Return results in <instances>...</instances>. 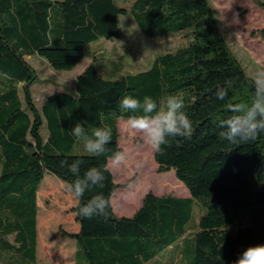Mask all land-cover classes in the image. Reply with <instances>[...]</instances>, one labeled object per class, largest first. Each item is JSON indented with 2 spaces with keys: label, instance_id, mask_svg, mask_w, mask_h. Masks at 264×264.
<instances>
[{
  "label": "trees",
  "instance_id": "16d2710c",
  "mask_svg": "<svg viewBox=\"0 0 264 264\" xmlns=\"http://www.w3.org/2000/svg\"><path fill=\"white\" fill-rule=\"evenodd\" d=\"M123 15L146 36L166 39L167 48L147 69L114 78L118 63L103 60L98 67L100 52L92 44L119 38ZM30 55L56 71L91 61L70 85L54 83L43 96L38 88L46 80ZM250 76L210 0H0V264H37V192L45 172L68 184L75 177L62 160H81L83 175L122 150L118 120L130 113L118 102L125 95L158 103L168 94L183 96L192 134L169 138L154 158L159 172L174 170L190 196L149 191L132 215L118 216L119 185L105 172L103 189L86 192L74 206L78 231L65 232L75 240V263L164 264L161 252L188 241L193 264H232L248 246L264 243V133L238 145L219 136V121L231 114L227 103L252 96ZM228 81V96L217 100L216 89ZM78 121L86 130L111 129L104 155L87 154L71 134ZM96 192L111 197L108 216L82 217L79 206ZM203 206L207 212L189 224Z\"/></svg>",
  "mask_w": 264,
  "mask_h": 264
},
{
  "label": "rangeland",
  "instance_id": "374dc122",
  "mask_svg": "<svg viewBox=\"0 0 264 264\" xmlns=\"http://www.w3.org/2000/svg\"><path fill=\"white\" fill-rule=\"evenodd\" d=\"M210 1L216 10L223 33L247 72L251 75L258 68L264 67V7L257 0ZM120 21L123 29L119 38H102L92 44V47L100 52L98 67H102L103 60L106 64L109 59H114L118 63V71L112 72L114 78L147 69L155 55L167 48L166 39L146 36L132 16L123 15ZM26 59L42 77L66 85L71 84L83 65L90 63V59L86 58L72 70L55 72L45 59L37 55L26 56ZM100 70L104 73L102 68ZM40 91L41 88H38V92ZM126 120L127 118L124 117L119 118L118 126L119 143L122 150L127 152V158L123 164L111 167L115 181L119 185L114 194L115 200L124 202L121 205L116 202L115 207L113 205L118 216L132 215L149 191L157 195L180 196L185 194V188L187 189L176 177L174 170L158 171V164L154 158L155 151L148 146L140 133L126 129ZM145 159L148 161L146 166L136 165V161L140 163ZM65 185L62 179L49 172H45L39 185L41 188L40 264H74L75 240L65 235V232L75 233L79 229L76 213L73 210L78 199L66 190ZM206 212L207 208L204 206L196 208L189 224L193 225L194 221H199ZM191 249L192 243L187 241L183 246L174 244L160 254L166 256L164 264H193Z\"/></svg>",
  "mask_w": 264,
  "mask_h": 264
},
{
  "label": "clouds",
  "instance_id": "9594fccd",
  "mask_svg": "<svg viewBox=\"0 0 264 264\" xmlns=\"http://www.w3.org/2000/svg\"><path fill=\"white\" fill-rule=\"evenodd\" d=\"M254 91L247 102H229L226 110L231 114L219 121L222 129L219 136L231 144H242L255 140L264 133V67L258 68L249 77ZM232 81L227 87H219L215 91L217 100L224 101L228 96ZM119 107L130 113L126 120V129L138 132L144 141L155 152L163 154L164 146L169 145L175 137H190L193 131L192 122L184 111V98L180 94H168L159 103L151 96L143 100L132 95L122 96ZM71 134L82 141L84 150L92 156H102L106 153V145L111 141V129L95 127L86 130L83 122H76L71 128ZM127 152L117 150L112 153L111 164L103 167H89L81 175L82 161L77 159L69 163L61 161L60 166L66 168L75 177L65 185L66 190L76 199L84 197L86 192L96 188L103 189L106 179L105 172H110L112 166H119L126 161ZM112 206L110 196L96 192L85 203L79 206V214L87 219L97 216H108ZM232 264H264V243L248 246Z\"/></svg>",
  "mask_w": 264,
  "mask_h": 264
},
{
  "label": "crops",
  "instance_id": "0c3cea01",
  "mask_svg": "<svg viewBox=\"0 0 264 264\" xmlns=\"http://www.w3.org/2000/svg\"><path fill=\"white\" fill-rule=\"evenodd\" d=\"M30 56H35V55H30ZM38 56V55H37ZM40 57V56H39ZM42 58V57H41ZM44 59V58H43ZM86 59V58H85ZM46 60V59H45ZM90 61H91V59H90ZM48 63V62H47ZM89 64V63H88ZM88 64H85V65H83V68L81 69V71L88 65ZM49 65V64H48ZM51 67V66H50ZM52 68V67H51ZM55 70V69H54ZM80 71V72H81ZM39 72V71H38ZM55 72H59V71H56L55 70ZM79 72V73H80ZM78 73V74H79ZM40 74V73H39ZM78 74H76V76L78 75ZM76 76H74V79H75V77ZM73 79V80H74ZM40 80L41 81H43V80H46V88H44V89H41V91L39 92V93H42V95L44 94V92H45V94H46V91L48 92V88H49V86H51V85H53L54 83L55 84H61V85H65V86H68V85H66L65 83H59V81H54L53 79H51V78H46V77H42L41 75H40ZM73 80H72V82H73ZM71 82V83H72ZM70 85V84H69ZM44 96V95H43ZM118 125H119V120H118ZM119 127V126H118ZM185 190H186V192H185V194L183 193L182 195H180L181 197H187V196H190V193H189V190H188V188L186 189L185 188ZM40 193H41V188H39L38 189V192H37V203H38V206H39V210H40V208H41V206H40ZM39 210H38V214H37V246H36V262H37V264H40L39 263V245H40V231H39V223H40V218H41V213H39ZM75 250H76V244H75ZM74 264H76L75 263V252H74Z\"/></svg>",
  "mask_w": 264,
  "mask_h": 264
}]
</instances>
